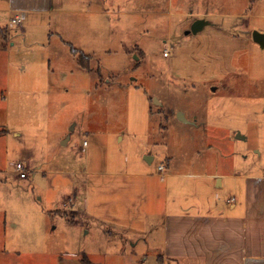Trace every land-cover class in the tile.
Returning <instances> with one entry per match:
<instances>
[{"label": "rangeland", "instance_id": "obj_1", "mask_svg": "<svg viewBox=\"0 0 264 264\" xmlns=\"http://www.w3.org/2000/svg\"><path fill=\"white\" fill-rule=\"evenodd\" d=\"M52 8L0 14V264H162L165 203L188 205L200 175L264 176V0Z\"/></svg>", "mask_w": 264, "mask_h": 264}, {"label": "crops", "instance_id": "obj_2", "mask_svg": "<svg viewBox=\"0 0 264 264\" xmlns=\"http://www.w3.org/2000/svg\"><path fill=\"white\" fill-rule=\"evenodd\" d=\"M52 9V0H5V6L0 9V14L6 15L7 21L9 20L7 25L10 26L14 17L20 18L21 21V18L24 19L29 14L44 15L53 12ZM6 85L8 86V82ZM51 93L52 87L47 95ZM12 135L15 138L19 136L17 133ZM0 137L7 140V134L3 132ZM69 139L70 137H67L62 145L65 146ZM83 147L87 145L83 144ZM146 160L149 164L153 161L151 157H146ZM160 166L163 167V171L159 170ZM166 167L158 165L157 171L160 172L161 179L186 178L176 174H165ZM200 176L204 180L202 183L204 186L199 193L194 191L189 193L188 205L176 204L177 207L171 210L165 203L162 209L165 246L164 257L159 256L161 263H164L165 258H169L177 264H179L177 259H182L181 262L184 264H264V176H244L243 179L229 173ZM239 179L244 182L242 186L237 183ZM152 183L153 181L150 182ZM226 191H229L227 195ZM175 194L181 197L185 192L175 188ZM163 196L167 198L168 189H163ZM205 197L212 201L213 207L218 208L215 214L210 215L201 211V208L205 207L203 206ZM191 211L196 213L192 214ZM155 225L157 224L154 223L153 229L158 227ZM153 232L152 237L157 239L159 236ZM169 241H173L171 247Z\"/></svg>", "mask_w": 264, "mask_h": 264}, {"label": "water", "instance_id": "obj_3", "mask_svg": "<svg viewBox=\"0 0 264 264\" xmlns=\"http://www.w3.org/2000/svg\"><path fill=\"white\" fill-rule=\"evenodd\" d=\"M207 25V22L205 20H197L194 23H192L190 27V31L193 34L198 33L201 31L205 26ZM252 40L261 48L264 49V34L253 32L252 33ZM181 122H185V119L182 114H179L178 118ZM237 139H243L240 135L237 136Z\"/></svg>", "mask_w": 264, "mask_h": 264}, {"label": "built area", "instance_id": "obj_4", "mask_svg": "<svg viewBox=\"0 0 264 264\" xmlns=\"http://www.w3.org/2000/svg\"><path fill=\"white\" fill-rule=\"evenodd\" d=\"M19 23H20V18H18V17H14V18L12 19L10 25H17V24H19ZM167 54H168V51H165V52L163 53V56L165 57V56H167ZM159 170H160V171H163V167L160 166V167H159ZM14 171H15L16 173H18L19 178H20L21 180L27 178V174H26V172H25V168H24V166H22L21 164H16V165H15V168H14Z\"/></svg>", "mask_w": 264, "mask_h": 264}, {"label": "trees", "instance_id": "obj_5", "mask_svg": "<svg viewBox=\"0 0 264 264\" xmlns=\"http://www.w3.org/2000/svg\"><path fill=\"white\" fill-rule=\"evenodd\" d=\"M5 28H0V50L5 51L6 49L4 48L3 43L5 42L6 39V29ZM84 263H86L84 259Z\"/></svg>", "mask_w": 264, "mask_h": 264}]
</instances>
